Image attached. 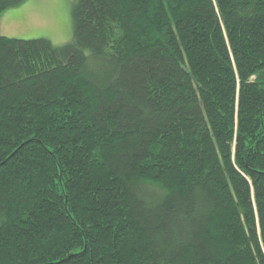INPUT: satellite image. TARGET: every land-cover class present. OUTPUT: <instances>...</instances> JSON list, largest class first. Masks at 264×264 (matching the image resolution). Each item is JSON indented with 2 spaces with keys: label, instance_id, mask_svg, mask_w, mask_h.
<instances>
[{
  "label": "trees",
  "instance_id": "16d2710c",
  "mask_svg": "<svg viewBox=\"0 0 264 264\" xmlns=\"http://www.w3.org/2000/svg\"><path fill=\"white\" fill-rule=\"evenodd\" d=\"M72 21L0 33V264H264V0Z\"/></svg>",
  "mask_w": 264,
  "mask_h": 264
},
{
  "label": "rangeland",
  "instance_id": "374dc122",
  "mask_svg": "<svg viewBox=\"0 0 264 264\" xmlns=\"http://www.w3.org/2000/svg\"><path fill=\"white\" fill-rule=\"evenodd\" d=\"M77 0H26L0 15V33L7 37H44L55 44L72 37V8Z\"/></svg>",
  "mask_w": 264,
  "mask_h": 264
}]
</instances>
